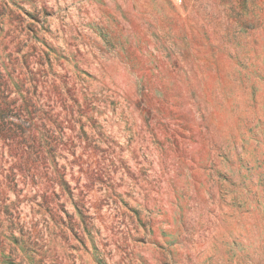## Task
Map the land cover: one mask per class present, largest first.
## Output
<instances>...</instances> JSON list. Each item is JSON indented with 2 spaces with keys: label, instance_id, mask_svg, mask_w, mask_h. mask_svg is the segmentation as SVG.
Segmentation results:
<instances>
[{
  "label": "rangeland",
  "instance_id": "obj_1",
  "mask_svg": "<svg viewBox=\"0 0 264 264\" xmlns=\"http://www.w3.org/2000/svg\"><path fill=\"white\" fill-rule=\"evenodd\" d=\"M0 85V264H264V0H0Z\"/></svg>",
  "mask_w": 264,
  "mask_h": 264
},
{
  "label": "trees",
  "instance_id": "obj_2",
  "mask_svg": "<svg viewBox=\"0 0 264 264\" xmlns=\"http://www.w3.org/2000/svg\"><path fill=\"white\" fill-rule=\"evenodd\" d=\"M1 86V85H0ZM2 90V91H1ZM10 94V91L7 89V87H0V122H3L4 119L9 117L10 111L5 108V104H2L1 101L8 98ZM28 101H25V104H27Z\"/></svg>",
  "mask_w": 264,
  "mask_h": 264
}]
</instances>
